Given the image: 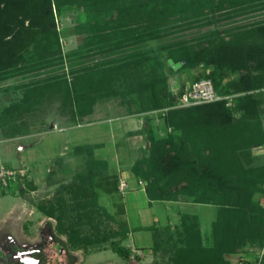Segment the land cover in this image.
<instances>
[{
    "label": "trees",
    "instance_id": "1",
    "mask_svg": "<svg viewBox=\"0 0 264 264\" xmlns=\"http://www.w3.org/2000/svg\"><path fill=\"white\" fill-rule=\"evenodd\" d=\"M102 1L0 0V76L18 67L29 51L34 53L36 66L53 64V56L61 54L55 12L66 3L96 6ZM114 1L118 4L114 8L109 5L105 11L111 9L118 14L119 19L107 29L119 28V47L159 37L169 5L177 3L176 0ZM232 6L230 3L229 7ZM169 58L173 62L179 61L180 65L174 68ZM196 67H202L203 71L188 74L185 85L171 88L170 74ZM88 74H91L89 79L96 76V80L88 79L90 87L109 86L113 94H119V102L128 113L159 110L161 124L179 130L178 134L157 136L160 122H155L154 115H147L145 124L132 132H146L149 143L148 153L131 166L135 176L143 181L149 199H180L179 193H188L190 198L181 200L216 206L215 216L205 231L194 213L181 214L173 225L143 226L152 231L151 247L166 246L168 237L172 236L171 228L175 227L180 244L173 242L170 246L173 255L168 264H227L224 254L237 251L246 243L261 249L256 264H264V204L259 198H253L256 192L264 195V164L250 162V149L264 143L260 117L264 107V22L237 29L224 28L222 33L213 29L205 41L192 49L169 47L164 52V49L138 46L120 53L118 64L94 72L85 71L72 81L44 82L32 88L30 93L25 92L24 100L12 106L13 112L0 117L1 125L14 122L23 110L41 102L47 92L52 99L60 100L61 111L67 105L75 120H79L91 112L97 98L95 93L86 92L85 103L80 104L84 95L78 93V82ZM204 76L212 80L219 94L228 95V98L178 105L185 87ZM55 93L58 94L55 96ZM195 144L203 146L199 159L191 151ZM96 146L95 143L86 147L93 155ZM91 160L93 164L87 173L91 190L87 193V186H75L84 195L78 205L86 216L102 211L112 218L98 202L96 189L97 176L105 170L106 161L94 155ZM164 177L173 178L171 181L174 182L161 183ZM198 184L209 187V191L205 196L195 198ZM59 203L65 205L63 199ZM43 209L48 215L53 212L52 206ZM61 215L57 217L54 230L67 232L72 246L87 250L86 245L95 239L79 236V229L74 227L76 223L65 225ZM120 227L121 237L111 239L110 248L119 256L128 258L132 248L121 242L128 229L122 224ZM51 233L56 237L53 231ZM163 233L168 234L166 240ZM204 238H210L211 242L204 244ZM59 244L63 248L67 246L61 240ZM73 259L69 254L68 261Z\"/></svg>",
    "mask_w": 264,
    "mask_h": 264
},
{
    "label": "rangeland",
    "instance_id": "2",
    "mask_svg": "<svg viewBox=\"0 0 264 264\" xmlns=\"http://www.w3.org/2000/svg\"><path fill=\"white\" fill-rule=\"evenodd\" d=\"M106 1L109 0H103L96 6L66 3L60 11L55 12L61 54L53 56V64L41 67L33 63L34 53L29 51L18 67L0 76V117L7 115L9 111L13 112L12 106L24 100L25 92L30 93L35 86H41L47 81L55 84L62 83L64 79L72 81L85 71L94 72L98 68L118 64L120 53L138 46L164 49V52L169 47L192 49L205 41L213 29L222 33L224 28L237 29L251 23L264 22V0H176V5H169L159 37L119 47V28L107 29L119 19L118 14L115 15L111 9L105 11L109 5L114 8L118 3L114 0ZM230 3L233 4L232 7H229ZM220 5L221 8H218ZM200 71H203L202 67L170 74L168 80L171 88H175V83L185 85L188 74ZM90 75L78 82V93L80 96L84 95L80 104L85 103L86 92L95 93L97 98L91 112L95 110V121L103 119L102 121L85 124L89 121V113L76 121L68 106H64L61 111L60 100L52 99L47 92L41 102L23 110L14 122L7 125L0 123V164L13 170L12 175L14 174L7 186L0 182V264H168L173 255V247L170 246L173 242L180 244L179 235L175 227H172L171 237L163 233L165 240L170 238L167 240V248L161 245L158 249L150 247L136 251L132 247L131 256L124 258L110 248V240L121 237L120 223L102 211H94L86 216L83 208L78 205V200H82L84 195L75 186H87V193L91 190L87 179V173L93 164L91 156L102 157L107 160L108 170L97 176L98 202L113 216L119 217L120 191L107 190L109 187L114 188L113 173L119 160V145L122 148L123 141L127 140L124 142H128L131 147L122 149L127 152L121 155L133 158L134 163L148 153L146 148L149 144L144 131L141 135L132 131L126 134L123 132L124 129L135 128L136 119H126L119 127V117L128 113L126 107L119 102V94H113L109 86L101 84L99 87H90L89 80H96V76L89 79ZM141 114L143 126L146 116L159 117V110ZM260 117L263 125L264 107ZM60 120L65 123H59ZM158 121L160 126L156 131L157 136L179 133V130L161 124L162 119ZM132 139L138 140L140 147H133ZM95 143L101 144L94 148L92 155L86 146ZM262 144L250 149V162L253 165L264 164ZM191 151L199 159L203 146L195 144ZM172 179L164 177L160 182ZM195 189V198L209 191V187L202 184H198ZM178 197L188 199L190 195L179 193ZM253 198H259L264 204L263 194L256 192ZM61 199L65 201V205L61 206L59 203ZM206 204L208 203L194 202L189 205V209L193 207L192 210L198 213L201 212V207L206 210L212 208V211L207 210L206 216L201 215L204 231L210 225L214 208L213 205L206 207ZM50 206L53 212L48 215L43 208L48 209ZM176 206L173 202L153 203V209L157 213L166 212L169 215L175 214ZM59 215L65 225L76 223L74 227L79 229V236L95 239L86 245L87 250L72 246L68 242L67 232L54 230ZM52 231L56 237L52 236ZM132 239L137 244L140 241L148 243L150 232H135L124 243ZM59 240L64 241L67 246L63 248ZM121 242L123 243L122 240ZM210 242V238L204 240V244ZM260 252L261 249L246 243L237 251L224 254V258L227 264H256ZM69 254L74 257L71 262L68 261Z\"/></svg>",
    "mask_w": 264,
    "mask_h": 264
},
{
    "label": "crops",
    "instance_id": "3",
    "mask_svg": "<svg viewBox=\"0 0 264 264\" xmlns=\"http://www.w3.org/2000/svg\"><path fill=\"white\" fill-rule=\"evenodd\" d=\"M179 83H175V88L178 87ZM94 112L95 110L93 109V111L91 113H87V119L89 118V121H87L85 124H92V123H96V122H100L103 119H98V121H95L96 119L94 117ZM141 112L140 113H126L124 115H122L121 117H119V119H121L119 121V127L122 126L126 119L128 120H132L136 119V127L135 128H127L124 129L123 132L126 134L128 131H132L135 132L136 130H139V128H141ZM91 118V119H90ZM158 119H162L160 116L159 117H155V120H157L156 122L159 123ZM140 120V122H138ZM122 121V122H121ZM59 123H65L63 121H59ZM84 124V123H83ZM263 128H264V122H263ZM131 133V132H130ZM143 132H138V134H142ZM136 135V134H135ZM134 135V136H135ZM122 139L124 140L125 138L122 137ZM142 139V138H141ZM126 140V139H125ZM124 140V141H125ZM121 145L122 148L119 145V160L116 164V171H114L113 175H114V179H115V184H114V188H107V190H109L110 192H113V190L120 191V195H121V208L119 211V217H115L113 216L110 212V214L113 216L114 219H116V221H118L120 224H122L123 226H125L128 229L127 235L125 238L122 239L123 244L127 245L129 247H134V249L136 251H139L141 249H149L151 247L152 244V231L150 229H145L143 228V226H147V225H151V224H155L157 226H164L167 224H175L179 221V218L181 216V214L183 213H194L198 216L199 218V222H200V226H201V220L200 218L202 216H206L208 212L207 210H211L212 208H208L206 210V208H199V210H201L200 213H198L197 211H193V207L192 209H189V205L190 204H194V202L192 201H185V200H181V199H149L144 184H142L140 182V179L135 176V174L133 173V171L131 170V166L133 164L132 159H128V158H124V156H122L121 154L123 152H127V151H122L129 149V147H131V145L128 144V142H124ZM127 141V140H126ZM98 144V146L101 143H96ZM132 144L133 147H140L139 146V141L132 139ZM264 145V143L262 144ZM96 146V147H98ZM95 147V148H96ZM121 148V149H120ZM97 157V156H95ZM99 158V157H97ZM106 161V168H105V172L106 170H108V164H107V160L105 158H100ZM128 159V160H126ZM125 179L126 180V187L123 188L122 190L119 189V180L120 179ZM99 195V193H98ZM156 201H161V202H165V203H169V202H173L175 203L177 206L176 208V212L174 215H169L168 213H163V212H159L157 213L154 209H153V203ZM210 205H213V216L210 220H212L215 216L216 213V206L214 204H206V207H211ZM167 206H165L166 208ZM162 209L164 210V207H162ZM108 211V210H107ZM212 211V210H211ZM202 215V216H201ZM202 228V226H201ZM203 229V228H202ZM138 231H148L150 232V241H148V243H143L140 241V243H136L133 241V239L128 242V243H124V240L129 237L132 236L135 232Z\"/></svg>",
    "mask_w": 264,
    "mask_h": 264
},
{
    "label": "built area",
    "instance_id": "4",
    "mask_svg": "<svg viewBox=\"0 0 264 264\" xmlns=\"http://www.w3.org/2000/svg\"><path fill=\"white\" fill-rule=\"evenodd\" d=\"M221 98H228V95L219 94L214 88L209 77H200L191 81L179 96L178 105H189L194 103L208 102ZM230 101H228L229 103ZM13 170L8 169L4 164H0V182L7 186L12 178ZM143 184V181L140 180ZM119 189L126 187V180H119ZM134 249V248H133Z\"/></svg>",
    "mask_w": 264,
    "mask_h": 264
},
{
    "label": "water",
    "instance_id": "5",
    "mask_svg": "<svg viewBox=\"0 0 264 264\" xmlns=\"http://www.w3.org/2000/svg\"><path fill=\"white\" fill-rule=\"evenodd\" d=\"M168 61L172 64L174 68H177L180 65L179 61L173 62L171 58H169Z\"/></svg>",
    "mask_w": 264,
    "mask_h": 264
},
{
    "label": "flooded vegetation",
    "instance_id": "6",
    "mask_svg": "<svg viewBox=\"0 0 264 264\" xmlns=\"http://www.w3.org/2000/svg\"><path fill=\"white\" fill-rule=\"evenodd\" d=\"M53 236V235H52Z\"/></svg>",
    "mask_w": 264,
    "mask_h": 264
}]
</instances>
